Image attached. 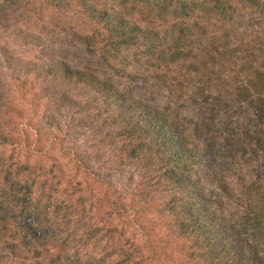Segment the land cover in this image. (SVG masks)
<instances>
[{"label": "trees", "instance_id": "1", "mask_svg": "<svg viewBox=\"0 0 264 264\" xmlns=\"http://www.w3.org/2000/svg\"><path fill=\"white\" fill-rule=\"evenodd\" d=\"M44 1L57 13V31L97 53L106 70L102 74L63 59L44 64L61 106L77 122L71 123L88 132L86 148L75 146L72 129L61 126L49 129L50 141L70 154L76 167L106 184L118 215L137 205H161L194 263L264 264L257 240L231 221L221 200L233 197L250 221L264 222V44L261 55L251 46L221 52L239 63L234 73L242 75L229 87L223 71L206 69L210 61L191 62L192 51L159 49V32L133 19L121 2ZM242 1L264 12V0ZM177 65L196 72L203 82L191 89L203 96L191 124L182 122L171 100L148 101L116 83V77L128 83L157 77L160 92H174L176 84L167 77ZM7 111L0 103L1 146L10 140ZM222 111L225 117L216 121ZM17 151L16 146L9 153L0 151V248L11 261L163 263L151 239L131 247L124 230L91 220L92 204H86L82 185L71 174L54 164L45 169L21 161ZM236 169L241 172L233 184L230 174ZM123 176L128 180L124 186Z\"/></svg>", "mask_w": 264, "mask_h": 264}, {"label": "rangeland", "instance_id": "2", "mask_svg": "<svg viewBox=\"0 0 264 264\" xmlns=\"http://www.w3.org/2000/svg\"><path fill=\"white\" fill-rule=\"evenodd\" d=\"M92 1L102 3L111 0ZM116 2H121L133 19L159 32L155 43L160 46L159 49L162 48L164 52L176 48L192 51L195 57H191V62L202 59L210 61L205 65L206 69H214V74L223 71L229 87L233 78L238 82L242 75L234 73L239 63L227 60L221 52L234 47L238 53L241 48L251 46L256 54H262L264 12L242 0ZM56 17L57 13L46 6L44 0H0V103L8 108L4 119H8L6 132L10 136L4 146L0 145V151L9 153L16 146L21 161L40 163L45 169L54 164L61 167L65 174H71L73 180L80 181L86 204H92L91 220L99 224L106 222L118 230H124V236H128L131 247L144 239H151L163 255V263L196 264L186 254L182 237L170 229L168 216L164 214L161 205H137V210L127 209L118 215L111 208L110 201L114 196L106 184L99 182L83 168L76 167L71 155L65 154L57 143L50 141L49 129L57 130L61 126L72 129L76 138L72 141L77 140V144L73 143L75 146L82 144L86 148L88 145L85 136L87 129L75 127L77 122H73L74 115L66 106H61L58 100L60 93L50 84L53 77L45 73L44 64L54 59H63L72 66H91L102 74L106 72L97 53L80 47L69 35L57 31L54 25ZM169 72L171 75L167 79L172 80L177 87L174 92L164 89L160 92V86L154 79L157 77H149L147 82L137 83H128L126 77L115 79L120 87L141 93L145 100H171L182 122L191 124L196 119L200 98L203 97L201 92L194 93L191 89L194 85L202 86L201 76L196 72L190 73V69H185L184 65L171 66ZM217 106L221 107L222 103ZM219 117H225L224 111L215 120ZM232 129L237 130L234 127ZM237 172L240 174L241 171L236 169L230 174L233 184L239 181ZM121 181L123 186V182H128L125 176ZM224 196L221 200L229 218L240 224L244 233L257 240L264 256V222L250 221L233 197ZM12 258L0 248V264H27L11 261ZM155 260L151 264H161ZM71 262L79 264L74 258H71Z\"/></svg>", "mask_w": 264, "mask_h": 264}]
</instances>
